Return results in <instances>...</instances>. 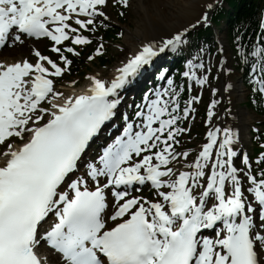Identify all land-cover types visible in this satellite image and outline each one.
Returning a JSON list of instances; mask_svg holds the SVG:
<instances>
[{"label":"snow or ice","instance_id":"1","mask_svg":"<svg viewBox=\"0 0 264 264\" xmlns=\"http://www.w3.org/2000/svg\"><path fill=\"white\" fill-rule=\"evenodd\" d=\"M113 6L131 2L0 0V47L47 38L59 60L33 49L34 63H0V264H45L41 241L64 264H264V144L252 157L222 121L220 111L228 110L217 97L233 85L220 82L226 63H213L210 46L189 54L178 74L157 69L165 83L144 95L132 117L125 113L122 126L113 125L120 134L98 156L86 158L117 118L122 93L162 56L184 51L189 32L210 25L216 4L207 0L195 23L142 43L107 77L90 74L81 93L65 95L55 78L70 72L68 54L81 57L76 46L96 41L89 62L105 55L97 33L111 23ZM258 41L244 63L252 93L264 99V31ZM205 87L212 96L207 131L186 149ZM144 186L155 199L133 194Z\"/></svg>","mask_w":264,"mask_h":264},{"label":"bare ground","instance_id":"2","mask_svg":"<svg viewBox=\"0 0 264 264\" xmlns=\"http://www.w3.org/2000/svg\"><path fill=\"white\" fill-rule=\"evenodd\" d=\"M206 2L207 0H152L150 2L153 7V10H150L151 13L147 12L143 6L144 0H131V5L136 6L137 11L142 9L143 13L140 15V21L135 24L134 30L128 31L124 37L126 55L135 51L142 43L158 41L161 36L166 37L177 29L180 30L195 23L202 12L207 10L204 7ZM0 59V61L5 62L3 63L5 65L14 63L11 58L3 59L0 57ZM233 88L229 96L231 101L235 102L243 97V89L238 84H235ZM83 90H77L76 94ZM65 92L72 93V90L67 89ZM237 120L232 121V123H235L236 127L238 126L243 133L246 126L251 123V118L248 113L240 112Z\"/></svg>","mask_w":264,"mask_h":264},{"label":"rangeland","instance_id":"3","mask_svg":"<svg viewBox=\"0 0 264 264\" xmlns=\"http://www.w3.org/2000/svg\"><path fill=\"white\" fill-rule=\"evenodd\" d=\"M152 0H144V3H143V6L146 8V11L147 12H151L150 10H153V7H152V4H150ZM139 11V13H138ZM137 11V8L136 6H131L130 8H127V11H126V14L125 16L123 17V21L122 23H116V12L113 11L112 9H108V13L109 15L111 16V23L112 24H116L115 27L117 29H121L122 32L124 33V36L119 38V41L115 42L108 50V64L106 66H99L96 62L92 63V64H88L86 65L87 66V69L89 70V73L86 77H88L90 74H94V73H99L101 74L102 76H106V74L109 73V71L115 66V64L117 63V61H119L126 53L125 51V45H124V37L126 35V33L128 31H133L134 28H135V24L137 22L140 21V15L143 13L142 9H139ZM152 13V12H151ZM178 30V29H177ZM172 33H170L169 35H171ZM169 35H167L166 37H168ZM219 36H222L223 37V34L222 32H219ZM166 37H160V38H166ZM20 47V46H18ZM18 47H14L13 50H9V49H5L4 52L2 53V58L3 57H9L12 59V61H19L21 59H23L24 57L28 56L30 54V47H23L22 48V51H17ZM16 49V50H15ZM24 51V52H23ZM226 52V56L228 58V66L231 65V62H230V59L231 61L232 58H231V54L228 52V51H225ZM235 80V82H238L239 81V77L237 75H235V73H232L230 76L228 77H223L222 75L220 76V82H224V81H228V82H233ZM73 81H76V80H73ZM87 79L85 78L84 80V84L87 83ZM216 85V82L214 81V86ZM72 87V83L71 84H67L66 86L62 87L63 89L64 88H68L70 89ZM61 88V89H62ZM61 89H59V91H62ZM207 91L206 95L208 98H212L211 96V93H210V90L207 88L205 89ZM204 90V91H205ZM65 91V90H63ZM66 95V92L64 93ZM245 95L246 93L244 92L243 93V98L240 99L239 101H236V102H233L229 99L228 97V93H224L223 94V101H225V104H228V103H232V112L229 111L228 114H232L233 116L237 114L238 115V112L239 111H242V112H247L244 108H243V103L245 102ZM217 99H220V96L217 97ZM200 104V103H199ZM198 105V104H197ZM223 105V103H222ZM218 111L220 110L219 107L217 109ZM250 116H251V119L253 120V122H256V121H261L262 119H257L254 115H252L251 113L247 112ZM228 114L226 115V120H227V117H228ZM231 119V118H230ZM199 119L196 118L191 124L195 126L197 125Z\"/></svg>","mask_w":264,"mask_h":264},{"label":"trees","instance_id":"4","mask_svg":"<svg viewBox=\"0 0 264 264\" xmlns=\"http://www.w3.org/2000/svg\"><path fill=\"white\" fill-rule=\"evenodd\" d=\"M230 6V10L222 9L218 14V19L223 16L229 17V32L228 36L240 33V35H244L247 39L245 43L247 45L246 50L251 51L254 36L256 30L258 29V21L262 11H264V0H227ZM234 12L232 14L231 12ZM104 35L108 37V39H113L114 36L110 31H104ZM232 39V38H231ZM251 39V40H250ZM249 53V52H248ZM249 57V54L247 55Z\"/></svg>","mask_w":264,"mask_h":264}]
</instances>
